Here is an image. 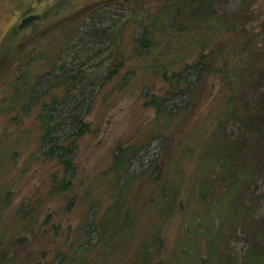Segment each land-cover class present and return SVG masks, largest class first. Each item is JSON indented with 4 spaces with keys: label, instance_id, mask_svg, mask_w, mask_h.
I'll list each match as a JSON object with an SVG mask.
<instances>
[{
    "label": "rangeland",
    "instance_id": "rangeland-1",
    "mask_svg": "<svg viewBox=\"0 0 264 264\" xmlns=\"http://www.w3.org/2000/svg\"><path fill=\"white\" fill-rule=\"evenodd\" d=\"M102 1L0 0V61L10 56L9 61L0 62V110L6 105L5 102L14 97L17 88H21L6 86L9 79H16L27 65L28 78L48 68L43 60H18L22 48L20 38L28 35L23 43L28 53L39 50L46 52L63 38L65 27L75 25L76 18L84 14L82 8L97 6ZM108 1L111 2L97 10L103 11V15L99 12L91 14L92 30L85 34L81 31L71 43L74 42L76 47L87 39L89 50L99 49L100 52L94 61L101 55L110 53V56L114 50H118L119 57L117 55L115 59L112 56L111 62L120 61L119 67L106 80L92 73L81 86L88 104L80 117L86 123V130L76 139L71 157L72 174L68 176L65 189L51 198L45 196L52 182L51 172L56 170V179L61 177L58 163L31 162L25 173L18 174V169L14 171L13 179L21 186V191L13 196L12 207L29 195L34 197L36 192H41L42 204L38 208L32 233L24 234V238L16 241L14 250L9 254L17 259L13 264H21L22 261L29 264L32 260L51 261L50 264H54L57 260L54 258L56 250H65L67 256L63 264H154L173 259L177 253L176 239L183 232L184 210L173 204L169 212L162 215L158 184L166 168H172L170 162L179 147L184 145L180 149L183 153L198 132L202 131L203 137L209 136L211 128L216 125L213 115L222 107L227 93L224 79L215 71L221 62L220 54L224 53L231 63L238 61L240 54L244 60V70L242 66V74L237 78L239 88L233 105L235 111H255L253 101L258 100L259 93L264 91V77L256 76L264 69V0H179L178 8L167 9L168 24L182 19L187 25L185 28H192L182 35L173 27L154 31L153 40L159 39V42L149 49L158 51L166 44L170 54L166 59L159 57L162 62L166 63L174 51L179 50L185 57L173 68L199 60L205 69L189 98L177 96L168 101L167 107L173 103L181 106L178 115L165 122L162 116H155L156 109L147 100L151 95L163 94L166 83L146 66L151 64L152 57L146 55V61L143 54L131 53L135 48V34L147 27L146 22L160 1ZM140 6L144 11H138ZM24 13L34 14L37 24L12 34ZM206 15L223 20V26L219 30L209 28L205 32ZM99 22L115 26L121 24L119 37H115V40L119 39L117 43L107 41V38L102 41ZM41 29L45 33L38 37ZM200 37L202 39L197 42L196 39ZM18 62L20 69L16 66ZM16 83L20 84L17 80ZM60 93L58 90L57 96ZM44 98L48 99L47 96ZM9 110L21 111L15 104ZM37 110L38 104L30 105L27 110L30 113L22 118L21 126L28 127L23 134H19L20 126L7 122V117L0 113V131L10 132L8 142L10 149L18 151L17 164H22L36 146L38 131L32 115ZM234 127L233 121L226 119L220 135L233 136L236 134ZM251 131L250 144L253 146L247 154L249 163L246 164V181L239 194V213L231 225L225 226L218 255L209 261L210 264H217V260L221 264H244L249 257L251 243L264 250V125L252 126ZM15 137H19L17 143H13ZM134 146L136 151L128 159L129 164L125 165L126 172H132V181L128 179L126 188L118 190L117 199L111 205L112 210L120 212L119 218L115 216L116 221H113L116 223L112 221L113 224L100 230L95 219L112 200V188L117 187L113 178L112 156L115 152H123L127 158L131 154L129 149ZM182 167L183 171L179 165L175 166L178 174L182 171L184 176H189L193 163L186 160L182 162ZM229 171L226 169L216 178L213 190L230 179ZM123 179L122 176L119 181ZM189 179H193V176ZM220 210L217 209L218 212ZM152 233L157 235L158 241H154ZM180 240L192 247L193 253L205 254V244L200 234H188ZM186 263L197 262L190 259ZM248 264H264V258L259 263L248 261Z\"/></svg>",
    "mask_w": 264,
    "mask_h": 264
},
{
    "label": "trees",
    "instance_id": "trees-1",
    "mask_svg": "<svg viewBox=\"0 0 264 264\" xmlns=\"http://www.w3.org/2000/svg\"><path fill=\"white\" fill-rule=\"evenodd\" d=\"M156 1H160V4L153 9V15L146 22L147 27L142 28L141 32L135 34V48L131 50V53H141L145 58L146 55L152 57L151 64L146 66L151 68L152 73L159 75L166 83L163 94L160 96L151 95L147 100L148 104H152L156 109L155 116H162L165 122L172 116L178 115L181 106L173 103V105L167 107L168 101L177 96L189 98L205 68L199 64V60L193 63L185 62L177 68H173V65L184 60L185 55L180 54L179 50H173L174 55L164 63L162 59H166L165 57L170 54L166 44H163V49L158 51L149 49L152 44L159 42V39L153 40L154 31H165L167 27H173L176 32H180L179 35H182L192 28H185L187 25H185V20L182 19L173 21L170 24L167 22V9L178 8L179 0ZM110 2L104 0L98 2L97 6L91 7L88 5L85 6L86 9L82 8L84 14L76 18L74 26L71 24L65 27L63 38L57 41L56 46L50 47L46 52L39 50L33 54L28 53L23 48V43H25V38L28 35L25 38H20L19 45L22 48H20L21 53L17 57L18 60H43L48 68L46 70L41 68L42 71L33 74L32 78H28L30 73H27V65L24 72L21 71L16 79H9L6 82V86L11 89L21 88H17L13 94L14 97L5 102L6 105L0 110L1 115L7 117V122L20 126L19 134H23L28 127L21 126L23 123L22 118L30 113V111H27L30 105L38 104V110L32 115L38 132L35 138V148L26 155V159L22 164H17L16 155L18 151L15 148L10 149V142H8L10 132L0 131V264H13V261L17 260L10 257L9 254H11V250H14L16 241L24 238V234L32 233L33 224L39 211L38 208L42 204L40 199L42 194L36 192L37 195L34 197L29 195L24 201L22 200L15 207H12L13 196L21 191L19 189L21 186L15 183V178L13 179L14 171L18 169V174L25 173L31 162L52 161V163H58L61 169V177L56 179V170L51 172L52 182L45 196L51 198L55 193L65 189L68 176L72 174V168H70L72 165L71 157L76 146V139L86 130V123L81 121L80 117L88 104L84 100L83 92L85 91L81 90V86L86 83L90 74L97 73L101 80H106L119 67L120 61L117 63L111 62L112 56L115 59L117 55L119 57L118 50H114L110 56L108 55L110 53L105 56L101 55L97 61H94L95 56L100 52L99 49L90 51L87 39L76 47L73 44L74 42L71 43L73 37H77L81 31L85 34L92 30L91 14L99 12L103 15V11L97 10ZM138 11H144L142 6L138 8ZM162 13L165 14L162 15ZM192 15L194 14L192 13ZM34 19H37L34 14L24 13L12 34L20 31L21 28L35 26L37 22ZM204 21L206 23L203 28L205 32L209 31V28L219 30V27H222L224 23L221 19H213L211 15H206ZM71 26L72 28H70ZM42 30L37 34L38 37L45 33ZM98 30L103 37L102 41L107 38V41L117 43L119 39L115 40V37H119L122 26L121 24L115 26L99 22ZM200 39L202 38H197V42H200ZM9 57L7 56L0 62L9 61ZM120 57H122L121 54ZM159 57H162V59H158ZM220 57L221 62L215 71L219 73L221 79H224L227 93L224 96L222 107L215 111L213 115L216 125L211 128L209 136L205 135L203 137V132H198L192 143L186 146L183 153L180 149L184 145L179 147L178 152L173 155L170 162L172 168H166L162 180L158 184L160 198L162 199L160 213L165 215L169 212V208L175 204L181 210H184L182 213L184 218L182 219L183 232L176 239L178 245L176 256L168 262L157 261L154 264H187L186 261L190 259L197 262L196 264H210L209 261L218 255L219 243L224 236L225 226L231 225L237 217L236 214L239 213L237 211L239 194L246 181V170L248 169L246 164L249 163L247 154L252 151L253 146L250 144L251 127L264 125V91L259 93L258 100L253 101L255 111H235L233 105L239 88L237 78L242 74L240 73L242 66L244 70V60L241 54L238 61L234 63L227 60L224 53L220 54ZM107 58L109 59L108 62L105 61ZM19 64L18 62L16 65L18 69H20ZM256 76L258 78L264 77V69L259 71ZM30 79L31 81H29ZM16 80L20 84H17ZM58 90L61 91L59 96H57ZM44 96H47L48 99L45 100ZM14 104L21 111H10L9 109ZM4 109L7 111H4ZM228 118L233 121L236 134L233 136L220 135L221 126ZM200 138L203 141H200ZM18 141L19 137H15L13 143ZM134 147L129 149L131 154L127 158L123 152L121 154L115 152L112 156L113 178L117 187L112 188L114 189L111 191V193L113 192L111 194L113 195L112 200L98 214L97 219H95L96 222L94 221L98 227L100 226V230H104V226L109 227L113 224V220L116 221L115 216L118 215L119 218L120 212L116 209L112 210L111 205L113 200L116 201L117 199L118 190L120 188L124 190L126 181L131 179L132 172H126L127 166L125 165L126 163L129 164L128 159L136 151V147ZM138 147L144 148L145 145H139ZM186 160L193 163V169L188 173L189 176H184V172H182V162ZM178 165L182 170L180 174H178L179 170L177 172L175 169V166ZM226 169L230 170V179L222 187L213 190L214 181L221 174H224ZM122 176L124 179L119 181ZM190 176H193V179H189ZM218 208L221 209L219 212L217 211ZM215 217H217L216 220H214ZM188 234L192 236L200 234L202 236L205 244V254L193 253L192 247L185 245L184 241L180 240ZM152 236L155 238L154 241H158L156 234L152 233ZM256 245L251 243L252 247L250 246L251 249L248 251L249 257L246 258L244 264H248V261L259 263L264 258V250L258 249ZM54 256V258H57L54 264H63L67 255L65 250H56ZM23 262L21 264H26V261ZM50 262L32 260L30 263L50 264ZM216 263L221 264L218 260Z\"/></svg>",
    "mask_w": 264,
    "mask_h": 264
}]
</instances>
